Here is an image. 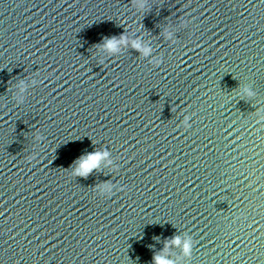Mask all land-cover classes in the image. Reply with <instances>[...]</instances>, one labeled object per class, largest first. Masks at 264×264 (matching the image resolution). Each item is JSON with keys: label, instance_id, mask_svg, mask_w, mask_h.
<instances>
[{"label": "water", "instance_id": "obj_1", "mask_svg": "<svg viewBox=\"0 0 264 264\" xmlns=\"http://www.w3.org/2000/svg\"><path fill=\"white\" fill-rule=\"evenodd\" d=\"M156 255L264 264V0H90L0 112V264Z\"/></svg>", "mask_w": 264, "mask_h": 264}, {"label": "clouds", "instance_id": "obj_2", "mask_svg": "<svg viewBox=\"0 0 264 264\" xmlns=\"http://www.w3.org/2000/svg\"><path fill=\"white\" fill-rule=\"evenodd\" d=\"M128 40L126 36L121 35L119 38L112 37L105 39L102 47L108 51L115 52L119 45L127 44ZM132 47L137 50L141 51L144 55H148L151 51L150 48L142 47L139 41H133ZM107 153H90L82 157L78 163V166L75 170L76 174L82 177H87L90 172L98 166V162L102 159V156H106ZM33 159L29 157V160ZM172 244L179 245L181 243L180 239L174 238L171 242ZM183 251L186 255H190L191 253V244L189 242L184 243ZM154 264H172L171 261L166 260L164 257L160 255H156L153 257Z\"/></svg>", "mask_w": 264, "mask_h": 264}]
</instances>
